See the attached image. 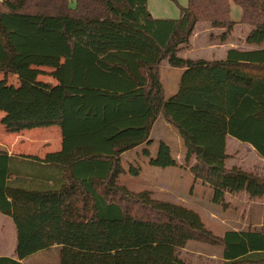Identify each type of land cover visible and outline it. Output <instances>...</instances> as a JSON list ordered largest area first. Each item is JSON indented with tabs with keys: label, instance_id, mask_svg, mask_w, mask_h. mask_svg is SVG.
Instances as JSON below:
<instances>
[{
	"label": "trees",
	"instance_id": "1",
	"mask_svg": "<svg viewBox=\"0 0 264 264\" xmlns=\"http://www.w3.org/2000/svg\"><path fill=\"white\" fill-rule=\"evenodd\" d=\"M231 3L256 48L232 47L217 60L179 56L198 22L227 39L236 23ZM263 44L264 0H187L176 19L152 17L147 0H0V122L9 133L51 125L61 132L58 151L20 156L27 173L54 167L49 188L18 184V156L0 151V212L16 225L17 257L55 246L58 264H188L178 251L193 240L222 246L223 264H264V227L218 236L194 210L120 183L121 155L152 143L161 114L213 202L262 198L264 177L226 165V138L264 156ZM164 60L182 69L168 96ZM42 67L55 84L37 79ZM142 155L153 166L177 165L161 140L154 156L147 148Z\"/></svg>",
	"mask_w": 264,
	"mask_h": 264
},
{
	"label": "rangeland",
	"instance_id": "2",
	"mask_svg": "<svg viewBox=\"0 0 264 264\" xmlns=\"http://www.w3.org/2000/svg\"><path fill=\"white\" fill-rule=\"evenodd\" d=\"M186 5L187 0H147V9L154 18L176 19L180 16V6ZM229 16L236 23L225 41H222L220 37L222 29L212 28L207 23L198 22L190 37L188 47L182 49L178 55L191 59L215 60L223 58L228 48H256L245 40L251 27L239 22L241 16L239 6L231 3ZM164 62L166 60L161 62L160 67ZM42 70L45 73L39 75L37 79L55 84L56 82L48 75L50 68L42 67ZM162 71L163 67L159 70L160 75ZM167 77V87H175L178 81L177 73L175 71L167 72ZM2 78L3 74H0V79ZM7 80L9 83H17V78L14 75L7 76ZM2 116L3 112L0 111V120ZM155 121L151 131L152 143L147 149L150 155L154 156L158 142L160 140L166 142L171 149L172 156L176 159L177 165L165 168L153 166L148 163V157L143 156L140 150L137 153L133 151L128 153L129 151H127L121 157V163L125 170V173L120 176L121 184L125 185L130 191L148 190L155 199L177 203L194 210L199 214L205 227L218 236L230 229H259L264 227V221L261 222L264 210L257 205H252L250 208L246 207L242 193L237 196L226 194L224 205L213 202L212 189L201 181L195 180L189 171V166L195 162V159L192 157L189 163L185 165V148L176 129L161 114ZM22 132L27 134H40L42 132L41 137H34L36 141H42L47 138L46 142L49 141L47 149H42L40 146L32 149L33 152L39 153V156H43L45 150L52 149L50 151H53L54 148L59 146L60 130L57 125L29 129ZM15 134L7 132L0 122V150H12V153L22 151L19 148H21L20 146H22L24 141L17 142ZM228 138L226 148L230 158L226 160V165L228 167L240 166L239 168L242 170L264 177V173L258 172V170L263 171L264 166H260L257 163L253 151L246 149L245 146L234 145L231 142H234L235 139ZM130 166L136 167L139 174H130ZM247 211L250 213L248 218L245 217ZM178 255L188 264H223L222 246L210 245L200 241H188L183 248L179 249ZM32 261L33 264H43L44 262L57 264L58 257H52L50 252L39 253L32 257Z\"/></svg>",
	"mask_w": 264,
	"mask_h": 264
},
{
	"label": "crops",
	"instance_id": "3",
	"mask_svg": "<svg viewBox=\"0 0 264 264\" xmlns=\"http://www.w3.org/2000/svg\"><path fill=\"white\" fill-rule=\"evenodd\" d=\"M71 2L73 4L72 0H71ZM227 50L224 53V57L219 58V59L225 58ZM185 58H188V57H185ZM196 59H199V58H196ZM201 59H203V58H201ZM215 60H217V59H215ZM162 67H163V71L161 73L162 76L160 75V79H161V82L163 83L165 92H170V93L166 94L168 96V95H170L176 91L178 84H179V78H180V74H181L182 69L171 67L170 65H168L167 61L164 62L160 68H162ZM172 71H175L177 73L178 81H177L175 87H171V88L169 87L168 88L167 87V83H168L167 72L171 73ZM51 126H53V125H51ZM47 127H50V126H47ZM36 128H39V127H36ZM152 128H153V125H152ZM152 128H151V131H152ZM32 129H34V128H31L30 130H32ZM26 130H29V129H26ZM59 130H60V128H59ZM22 131H24V130H22ZM22 131L15 134L17 142H23L24 141L22 146H20L21 148H19L22 150L21 152L12 153V150H0V151H6L8 153V155L18 156L19 160L15 164L16 170L20 173L18 175L20 177L18 180V184H21L25 187H36V188H44V189L49 188V184L51 182L50 177L51 176L53 177L55 175V173L53 172L54 167H52L48 164H43V163L35 164V170H34L33 174L27 173L26 169L24 170L25 165H23V163H26L27 159H24L20 156L32 155V156H36L38 158H43L46 153L58 151L61 148V132L59 133L60 135L58 138L59 146L57 148H54L53 151H50L52 149L45 150V152L43 153V156H39V153L33 152L32 149L34 147H39V146L42 149L43 148L47 149L49 147L48 146L49 141L46 142L47 138L43 139L42 141H36V139L34 137H37V136L41 137L42 132L40 134H38V133L27 134V133L22 132ZM55 131H58V130H55ZM228 137H231V136H227L226 145H227V141L229 140ZM150 138H151V133H150ZM231 138H233V137H231ZM233 139H235V138H233ZM231 143H233L234 145H237V146H239V145L245 146L246 149L253 151V153L255 155L254 157H255L257 163L260 166H264V156H261L259 153H257V151L252 147L251 144L239 141L237 139H235L234 142L232 141ZM148 146L149 145L141 144V145L135 147L134 149L129 150L128 153H130L132 151L137 153L138 150H140V153L142 154V149L147 148ZM226 152L229 155L228 158H230V154L228 153L227 148H226ZM122 155H124V153ZM122 155H121V157H122ZM258 172L264 173V169H263V171L258 170ZM29 180H31V182ZM227 195H229V194H227ZM241 195H242L243 199H245L243 201H245L246 207L250 208L252 205H257L260 209L264 210V196L260 199L259 198L251 199V198H249V196L246 193H242ZM249 215H250V213L247 211L245 217L248 218ZM263 216H264V214L261 216V222L264 221ZM16 242H17V228H16V225H15L13 219L9 215H6V214H3L0 212V264H33L32 257L34 255L39 254V253L44 254V253L50 252L52 257L53 256L58 257V250H57V248H55V246H53V247L48 248L46 250H42V251L36 252L34 254H31V255L23 258V259H19L17 257V254H16ZM43 264H48V263L44 262ZM52 264H54V263H52ZM57 264H58V262H57Z\"/></svg>",
	"mask_w": 264,
	"mask_h": 264
}]
</instances>
